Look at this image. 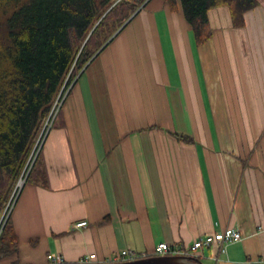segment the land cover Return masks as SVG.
Returning <instances> with one entry per match:
<instances>
[{"label": "crops", "instance_id": "1", "mask_svg": "<svg viewBox=\"0 0 264 264\" xmlns=\"http://www.w3.org/2000/svg\"><path fill=\"white\" fill-rule=\"evenodd\" d=\"M233 28L208 13L196 46L180 10L148 0L79 75L45 137L46 186L11 212L17 251L0 264H78L159 243L191 246L230 229L241 241L205 264H264V0ZM177 135L187 137V141ZM85 220L84 229L73 224ZM217 260H213V257Z\"/></svg>", "mask_w": 264, "mask_h": 264}, {"label": "trees", "instance_id": "2", "mask_svg": "<svg viewBox=\"0 0 264 264\" xmlns=\"http://www.w3.org/2000/svg\"><path fill=\"white\" fill-rule=\"evenodd\" d=\"M147 2L0 0V214L57 99L70 94L79 75ZM164 2L180 10L198 47L211 39V10L228 8L238 29L258 6L257 0ZM33 162L24 185L46 186L39 152ZM17 245L10 214L0 236V260L16 253Z\"/></svg>", "mask_w": 264, "mask_h": 264}, {"label": "built area", "instance_id": "3", "mask_svg": "<svg viewBox=\"0 0 264 264\" xmlns=\"http://www.w3.org/2000/svg\"><path fill=\"white\" fill-rule=\"evenodd\" d=\"M54 119H55V117L52 118L48 128L45 129V133H44V137L42 139L41 145H40V149H41V146H42V143H43L45 137L47 136L48 132L50 131V129L52 127ZM39 152H40V150H39ZM20 191L21 190L18 191L16 198H15V201H16ZM87 225H88V223L85 220H82V221H78L75 224H73L72 228L75 230H80V229L86 228ZM242 238H243V235L241 234L240 231L230 229V230H227L224 232H217L216 234H214V236H208L205 238L198 239L191 246H188V247L169 245L167 243L162 242V243H159L156 245V247L154 248V251L151 255H153V256H176V255L180 256V255H183V256H188V257L200 259L201 257H203L201 252H200V250L203 247L209 248V247H211L217 243V244H219L218 245V252L220 254H225L227 245L239 242L242 240ZM140 257H144V256H140ZM136 258H139V257H136L134 255V253L129 250L126 253H122L121 255H119L113 261H104V262H100V263L123 262V261L133 260ZM212 259L217 260V258L215 256ZM95 261H96V255L95 254H89V255L85 256L83 259H81L80 264H92V263H95ZM45 264H65V263H64V259L62 258V256L59 254H56V255H49L47 257V261Z\"/></svg>", "mask_w": 264, "mask_h": 264}, {"label": "rangeland", "instance_id": "4", "mask_svg": "<svg viewBox=\"0 0 264 264\" xmlns=\"http://www.w3.org/2000/svg\"><path fill=\"white\" fill-rule=\"evenodd\" d=\"M64 98H65V96H60L57 99V101L55 102V104L53 105V107L51 109V112L48 114V116L44 120V124H43L42 130H41V132H40V134H39V136H38V138L36 140V143H35L32 151L30 153V156H29L26 164L24 165L21 174L19 175V177H18V179H17V181H16V183H15L13 189H12V192L10 193V196L8 198L7 203L4 206L3 211L0 214V236H1V233H2L3 226H4L5 222L7 221V219L9 218V215L12 212L13 205L15 203L16 195H17L18 191L23 188L24 183H25V181H26V179H27V177L29 175L30 168L34 164L33 160L35 159V157L37 156V153L40 150V145H41L42 139L44 137L45 129L48 128L52 118L56 116L57 111H58L59 107L62 105ZM58 121H59V119L57 118L56 119V123ZM54 123H55V119L53 121V124Z\"/></svg>", "mask_w": 264, "mask_h": 264}, {"label": "water", "instance_id": "5", "mask_svg": "<svg viewBox=\"0 0 264 264\" xmlns=\"http://www.w3.org/2000/svg\"><path fill=\"white\" fill-rule=\"evenodd\" d=\"M92 264H205V263L199 259L183 256V255L180 256L149 255L123 262H107V263H92Z\"/></svg>", "mask_w": 264, "mask_h": 264}]
</instances>
